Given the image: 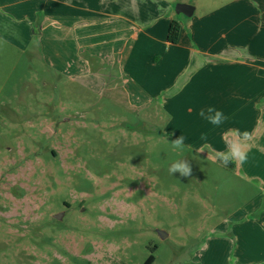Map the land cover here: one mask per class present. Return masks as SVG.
<instances>
[{
    "label": "rangeland",
    "instance_id": "obj_1",
    "mask_svg": "<svg viewBox=\"0 0 264 264\" xmlns=\"http://www.w3.org/2000/svg\"><path fill=\"white\" fill-rule=\"evenodd\" d=\"M186 1L196 7L189 18L196 42L188 33L170 53L154 43L135 51V58H218L224 51L228 58H246L247 49H262L255 42L241 46L257 40L256 13L243 28L240 15L233 14L227 28L215 11L237 0ZM243 2L264 7V0ZM19 25L10 20L8 31L0 29V185L24 188L18 209L0 197V207L9 206L0 212V264H144L150 255L153 264H197L203 244L219 240L228 246L213 229L224 230L225 220L244 203L237 181L188 140L184 153L170 144L180 136L170 127L167 100L189 73L167 92L159 71L151 100L143 102V89L125 81L119 64L66 61L61 37L56 56L43 58L35 38L25 46L24 35L17 40L12 34L22 31ZM31 29L37 35L38 24ZM138 71L129 73L143 82L152 75L146 64ZM158 97L165 100L162 107ZM178 159L188 161L191 175L169 174ZM34 188L47 226L42 242L32 222ZM64 202L70 210H63ZM59 211L65 215L57 222L51 216Z\"/></svg>",
    "mask_w": 264,
    "mask_h": 264
},
{
    "label": "crops",
    "instance_id": "obj_2",
    "mask_svg": "<svg viewBox=\"0 0 264 264\" xmlns=\"http://www.w3.org/2000/svg\"><path fill=\"white\" fill-rule=\"evenodd\" d=\"M171 2L173 0H0V29L8 31L10 20L23 24L20 33L13 30L12 34L17 40L24 35L27 39L25 46L35 38L43 58L56 56V42L61 37L65 42L63 56L66 61L94 58L104 65L119 64L125 81L143 89V102L151 100L149 98L159 81L155 79L159 71L161 79H165L164 86H168L167 92L189 73V79L169 97L166 104L173 115L169 123L176 129V135L188 140L185 142H189L197 152L204 143L217 150H227L225 140L231 138L233 129L248 131L252 135L248 159L244 164L233 161L229 163L232 167L227 169L218 161L213 162V153L208 149L199 152L209 161L224 167L231 174L228 180L235 178L245 201L225 220L224 230L213 229L217 233L216 239L228 240V246L227 242L226 246H221L224 244L217 242L219 240L203 244L196 263L231 264L228 255H233L236 264H264V7L255 10L243 0H237L215 10L227 28L232 27L233 14L240 15L237 22L243 28L251 21L250 16L256 13L257 40L241 46L249 47L255 42L256 47L262 49L251 52L247 49L246 58H228L226 51L218 58H135V51L138 53L142 47L153 46L154 43L165 44L170 53L171 49L181 47L183 39H188V33L191 43L196 42L193 36L196 35L195 22L189 20L195 14V5L178 0V4L194 7L192 16L182 15V21L174 18L175 7L172 13ZM24 16L29 22L23 23ZM171 21L180 25L176 45H169L166 41ZM33 23L38 24L37 35L34 30L30 35ZM143 64L152 74L145 82L139 76H131L132 72H139ZM99 70L98 76L103 78L104 68ZM200 75L205 77L198 80ZM136 80L140 83L137 84ZM209 106L221 110L227 117L219 127L199 115ZM202 133L207 135V141L201 140Z\"/></svg>",
    "mask_w": 264,
    "mask_h": 264
},
{
    "label": "clouds",
    "instance_id": "obj_3",
    "mask_svg": "<svg viewBox=\"0 0 264 264\" xmlns=\"http://www.w3.org/2000/svg\"><path fill=\"white\" fill-rule=\"evenodd\" d=\"M33 42L38 43L36 40ZM157 103L162 107L165 103L164 98L158 97ZM199 115L204 117L210 124L217 127L222 125L227 120V117L221 110L211 106H209L206 110L202 109L199 112ZM200 138L204 141L208 140L207 135L204 133L201 134ZM251 140L252 135L248 131L241 132L239 129H233L231 130V138L225 140L227 150H217L214 149L211 144L204 143L199 152H204L205 149H208L213 153L211 157L213 162L218 161L224 167H227V165L233 161L244 164L248 159V151L251 148ZM170 144L172 149L178 153H184L190 150L185 148L184 138L182 136L178 137ZM168 172L170 175L178 172L181 176L187 177L191 175V166L188 161L178 159L170 164ZM229 259L231 260V264H236L235 256H231Z\"/></svg>",
    "mask_w": 264,
    "mask_h": 264
},
{
    "label": "flooded vegetation",
    "instance_id": "obj_4",
    "mask_svg": "<svg viewBox=\"0 0 264 264\" xmlns=\"http://www.w3.org/2000/svg\"><path fill=\"white\" fill-rule=\"evenodd\" d=\"M16 169L18 170V165L16 166ZM36 188H34L32 197H33V203H34V213H33V224H34V229H35V233L38 235V239L42 242V241H46V237H44V235H42V227H45L42 225L40 219H41V215H40V211H41V205H40V197L39 194H37L35 191ZM24 196V188L23 185H19V184H13L11 187H7V185H0V197L1 198H5V200H7L8 204L11 203V206H15V209H18L19 207H21L20 202L22 201ZM13 200V201H12ZM64 206V211H68L70 210V205L67 204L66 202L63 203ZM7 206H1L0 207V212L4 213L3 209H5ZM9 208V206L7 207ZM13 209V208H11ZM65 212L59 211L58 213H56L55 215H52L51 218H53L54 220H56L57 222H60L63 218H64ZM56 216L59 219H56ZM16 218L19 217L18 214H16L15 216ZM30 217V216H29ZM27 219V218H25ZM21 220H24L23 218H21ZM31 221V220H30ZM56 224V223H55ZM47 227V226H46ZM51 230V229H50ZM49 233V232H48Z\"/></svg>",
    "mask_w": 264,
    "mask_h": 264
},
{
    "label": "trees",
    "instance_id": "obj_5",
    "mask_svg": "<svg viewBox=\"0 0 264 264\" xmlns=\"http://www.w3.org/2000/svg\"><path fill=\"white\" fill-rule=\"evenodd\" d=\"M180 37V25L177 21H171L168 27L166 41L169 45H176ZM227 167L231 168L232 165L228 164ZM154 257L150 255L144 264H153Z\"/></svg>",
    "mask_w": 264,
    "mask_h": 264
},
{
    "label": "water",
    "instance_id": "obj_6",
    "mask_svg": "<svg viewBox=\"0 0 264 264\" xmlns=\"http://www.w3.org/2000/svg\"><path fill=\"white\" fill-rule=\"evenodd\" d=\"M193 12H194V8L192 6L186 4H177L175 6V13L177 15L181 14L186 17H191ZM58 217L56 216V219H59ZM159 236L162 238V232H159Z\"/></svg>",
    "mask_w": 264,
    "mask_h": 264
}]
</instances>
